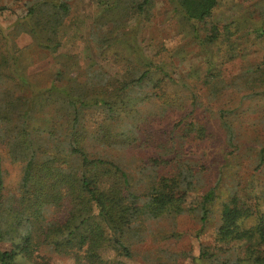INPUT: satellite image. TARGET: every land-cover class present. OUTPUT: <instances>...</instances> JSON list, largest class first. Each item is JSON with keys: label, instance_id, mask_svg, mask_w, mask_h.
<instances>
[{"label": "trees", "instance_id": "1", "mask_svg": "<svg viewBox=\"0 0 264 264\" xmlns=\"http://www.w3.org/2000/svg\"><path fill=\"white\" fill-rule=\"evenodd\" d=\"M166 1L179 28L199 41L201 47L206 45L203 50L207 55L214 45H225L229 56L221 58L223 61L237 56L235 34L243 38H248L251 30L264 34V25L257 28L256 22L251 21L254 27H247L249 19L244 15L232 20L214 18L220 0ZM154 2L114 0L113 8L120 3L128 5L123 6L120 13L114 11L113 15L107 13L100 20H94L90 26V37L99 51L97 56L121 66L124 72L121 76L110 74L98 61L83 68L76 56L57 72L60 83L53 81L49 87L35 93L28 91L29 81L15 70L14 54L8 52V57L0 54L11 67L5 76L0 71V123L7 126L6 135L0 132V137L8 139L5 144L11 159L23 163L18 186L5 194L0 152V264H22L39 255L44 246L53 254L71 258L73 264H126V260L135 255L132 244L143 236L142 220L176 218L193 211L199 215L202 231L218 200H222V206L214 248L231 255L244 248V255L247 254L252 264H264V210L253 208L249 198L240 195L239 183L232 186L226 183L223 173L205 189L200 169L196 170L195 163L184 156L186 145L206 139L207 124L190 114L194 119L186 123L184 133L178 138L162 136L158 145L152 139L153 126L142 115L141 105L161 100V97L170 105L168 92L162 90L161 95L156 89L167 87L172 77L167 70L168 62H157L137 48L139 43L136 44L133 36L140 25L139 22L130 25L129 19L140 21L143 15L148 21ZM256 4L261 5L264 17V0ZM28 7L36 25L31 29L35 33H38L37 28L46 30L49 41L57 37V26L70 12L64 0H34ZM5 38L4 34L1 41ZM41 45L44 46L42 42ZM45 46L56 49L59 44L57 42L53 48ZM121 49L127 51L126 59L121 53H115ZM239 53L244 56L245 52ZM206 63L210 75L205 83L214 84L212 96L225 97L230 92L222 90L226 87L235 91L251 90L242 95L244 99L264 96V88H260L264 85V60L250 64L231 80L214 72L212 55ZM71 71L76 74L70 76ZM35 97L39 98V103ZM192 98V109H195L197 95L192 94ZM36 109L46 116H40L43 120H34ZM96 111L101 112L103 118L94 121L96 126L90 128L87 114ZM232 111L223 107L217 110L226 134L228 156L232 153L230 147L241 149L235 119L229 116ZM11 123L15 125L10 128ZM132 147L151 150L147 155L149 162L139 164L134 172L130 171L131 164L126 163L123 154L110 152ZM259 152L261 166L264 146ZM168 153L176 154L173 156L176 159H172L176 165L167 161L166 164H172L168 172L160 176L152 172L151 179L145 178L149 182L146 181L144 190H134V179L161 164L160 160ZM148 166L151 167L147 169ZM145 179L139 178L140 182ZM194 192L201 194V198L196 206L188 207V199ZM253 197L259 204L264 203V187L254 191ZM64 207L67 216L61 220L56 212ZM252 217L255 222L248 225L246 220ZM178 257L180 255L169 256L159 264H183ZM200 257L209 259L212 264L219 260L218 253L211 251L207 244H201Z\"/></svg>", "mask_w": 264, "mask_h": 264}, {"label": "rangeland", "instance_id": "2", "mask_svg": "<svg viewBox=\"0 0 264 264\" xmlns=\"http://www.w3.org/2000/svg\"><path fill=\"white\" fill-rule=\"evenodd\" d=\"M32 1L34 0H0V41L4 34L7 36L0 42V54L5 53L1 55L6 57H8V52L14 54L16 58L15 70L18 69L22 78L29 81L28 91L33 90L35 93H39L42 89L49 87L53 81L60 83L59 77L56 76L57 72L65 65L64 63L73 62L76 56L83 68L98 61L97 64L104 66V69L110 74L115 76L124 74L121 66L109 60L99 59L97 45L91 39L89 32L94 20H100L107 13L113 15L114 11L120 13L123 6L128 5L131 1L128 4L120 3V6L113 8L114 0H64L68 2L70 12L57 26V37L50 41L47 40L48 33L46 30L43 32L37 28L38 33H35L31 29L32 26H36L33 24L34 17L29 16L28 4ZM258 1L220 0L219 6L215 9L214 18L232 20L244 15L249 19L246 24L247 27H254L250 23L253 21L256 22L255 26L258 28L264 25V17L260 10L261 5L256 4ZM108 6L110 10H108ZM170 8L171 6L166 0H155L148 21L143 15L140 17V21L134 20V18L129 19L130 25L138 22L140 25L135 31L136 35L133 36L136 44L139 43L137 48L143 49L142 52L157 62L162 60L168 62L167 70L170 71L172 77V82L167 87L156 89L161 95H163V91L168 92L171 99L170 105L165 104L162 97L161 100H155L153 103L143 102L141 105L142 115L153 126L152 139L158 145V139L162 136L178 138V135L184 133L185 130L183 129L186 127V123L194 119L192 115H189L194 114L197 120L207 124L208 135L205 140H198L192 143L193 145H186V154H183L188 160L195 163L196 170L200 169L204 188L206 189L207 186L213 184L223 173L222 177L226 183L231 186L239 183L240 195H244L246 199L248 197L253 208L264 210V203L259 204L258 200L253 197L254 191L264 187V163L261 166L259 163V151L264 146V96L244 99L242 95L251 90L235 91V89L226 87L222 90L230 92L219 99V96L218 98L212 96L211 88L214 84L205 83L206 78L210 75L206 61L211 55L215 59V64L212 65L215 69L214 72H218L227 80L237 76L250 64L262 62L264 60V34L262 31L256 30H251L248 38L238 37V34H235L233 38L236 40L237 48L234 49V52H238L237 56L232 60L223 61L221 58L229 56L225 45H214L207 55L203 50L206 49V45L201 47L199 41L193 40L191 36L186 34V30L183 31L182 28H179V22L172 17ZM138 29L139 32H137ZM41 42L44 46L41 45ZM57 42L59 46L56 49L45 46L47 44L53 48ZM239 51L245 52L244 56ZM115 53H121L125 59L127 58L126 50L121 49ZM111 56L114 58L115 54H111ZM18 70L16 74H18ZM0 71L3 72L4 76L11 71L8 63L1 58ZM75 74L76 71L70 72V76ZM260 88L263 89L264 85ZM194 93L197 95V106L192 109L194 99L192 94ZM35 99L39 103V98L35 97ZM220 107L234 110L229 113V116L233 120L235 119L234 127L239 134L237 142L241 149L236 150L230 147L232 150L230 156L227 155L226 134L219 122L217 113ZM191 109L194 111L193 113H191ZM88 113H90L87 114L89 126L93 128L96 126L94 121H101L103 114L97 111ZM41 115L42 111L36 109L34 120H43L40 118ZM41 117L46 116L42 115ZM0 125H2L0 132L6 135L7 126L3 123ZM14 125L11 123L10 128ZM7 141V138L2 140L0 137L5 194L10 193L18 186L23 167V163L11 159L6 146ZM110 152L114 155L123 154L126 163L132 166H130V171L134 172L136 166L149 162L147 155L151 153V150L132 147L121 152L111 149ZM174 155L176 156L174 153L164 155L163 160H160L161 164L154 165L155 168L144 176H135L134 190L139 192L144 190L147 181L145 178L151 179L152 172L158 176L168 172L172 168H169L172 164L166 163L176 159V157L173 158ZM180 159L183 160L182 156ZM163 161L165 162L163 163ZM175 165L176 163L173 166ZM150 167L148 166L147 169ZM139 178L145 179V182H140ZM200 198L201 194L192 193L187 206H196V202ZM221 206L222 200H218L213 207V214L209 222L202 228V231H200L202 223L199 215L193 211H187L176 218L161 217L142 220L143 236L139 240L136 239V242L132 244L135 255L131 259H127L126 264H159L161 260H166L172 255H180L178 259L183 264H212L207 258L202 257L203 260L201 257L198 258L201 244H207L211 251L218 253L219 260L215 264H252L251 259L248 260L247 254L244 255V248L238 249L240 256L236 252L231 255L214 248ZM66 216V207L57 210V218L64 220ZM246 222L248 225H253L255 218L252 217ZM262 251L264 254V250ZM43 261L49 264H73L71 258L53 254L45 246L41 248L39 255H36L34 259L24 260L22 264H41Z\"/></svg>", "mask_w": 264, "mask_h": 264}]
</instances>
